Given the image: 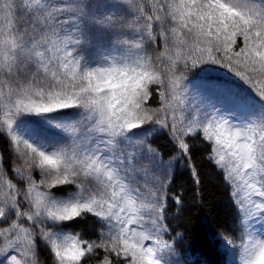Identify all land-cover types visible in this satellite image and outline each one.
<instances>
[{
    "label": "snow or ice",
    "instance_id": "1",
    "mask_svg": "<svg viewBox=\"0 0 264 264\" xmlns=\"http://www.w3.org/2000/svg\"><path fill=\"white\" fill-rule=\"evenodd\" d=\"M0 138V264H199L170 186L201 148L212 242L264 264V0H0Z\"/></svg>",
    "mask_w": 264,
    "mask_h": 264
},
{
    "label": "trees",
    "instance_id": "2",
    "mask_svg": "<svg viewBox=\"0 0 264 264\" xmlns=\"http://www.w3.org/2000/svg\"><path fill=\"white\" fill-rule=\"evenodd\" d=\"M208 77L220 82L226 80L232 86L252 91L238 78L215 66H212ZM154 142L167 159L172 150L167 137L159 136ZM0 152L4 154L5 163L9 164V148L2 138ZM192 162L201 174L202 183L199 187L193 183L186 162L181 161L176 166L171 191L181 194L186 203L181 218L173 221V227L186 234L182 248L189 261H198L199 264H229L222 249L212 242L214 234L218 235L233 223L235 212L230 202L229 189L219 173L204 159V149L193 152Z\"/></svg>",
    "mask_w": 264,
    "mask_h": 264
},
{
    "label": "rangeland",
    "instance_id": "3",
    "mask_svg": "<svg viewBox=\"0 0 264 264\" xmlns=\"http://www.w3.org/2000/svg\"><path fill=\"white\" fill-rule=\"evenodd\" d=\"M257 227H259V226H257ZM220 234V233H219ZM223 250V249H222ZM223 252H224V250H223ZM224 254H225V256H226V258H227V260H228V262L230 263V261L231 260H237V262H238V257H232V256H229L227 253H225L224 252Z\"/></svg>",
    "mask_w": 264,
    "mask_h": 264
}]
</instances>
